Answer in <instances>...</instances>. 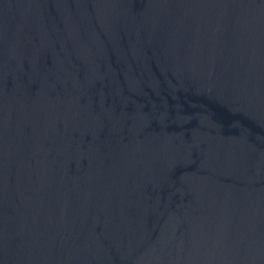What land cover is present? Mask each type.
I'll list each match as a JSON object with an SVG mask.
<instances>
[{
	"label": "water",
	"instance_id": "obj_1",
	"mask_svg": "<svg viewBox=\"0 0 264 264\" xmlns=\"http://www.w3.org/2000/svg\"><path fill=\"white\" fill-rule=\"evenodd\" d=\"M0 264H264V0H0Z\"/></svg>",
	"mask_w": 264,
	"mask_h": 264
}]
</instances>
